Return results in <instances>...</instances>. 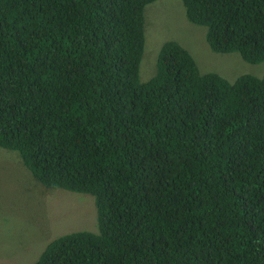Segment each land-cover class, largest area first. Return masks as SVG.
Returning <instances> with one entry per match:
<instances>
[{"label":"trees","instance_id":"1","mask_svg":"<svg viewBox=\"0 0 264 264\" xmlns=\"http://www.w3.org/2000/svg\"><path fill=\"white\" fill-rule=\"evenodd\" d=\"M156 1L0 0V148L98 213L34 264H264V77L168 41L141 82ZM182 2L213 52L264 62V0Z\"/></svg>","mask_w":264,"mask_h":264},{"label":"rangeland","instance_id":"2","mask_svg":"<svg viewBox=\"0 0 264 264\" xmlns=\"http://www.w3.org/2000/svg\"><path fill=\"white\" fill-rule=\"evenodd\" d=\"M145 51L140 80L156 74L164 43L175 41L196 60L201 73H216L234 83L242 75L264 77V62L251 64L239 53H215L206 28L186 17L182 0H157L145 10ZM95 197L50 189L33 178L15 151L0 148V264H34L57 237L98 232Z\"/></svg>","mask_w":264,"mask_h":264}]
</instances>
